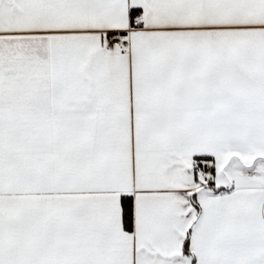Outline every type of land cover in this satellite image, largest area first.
Wrapping results in <instances>:
<instances>
[{
	"label": "snow or ice",
	"instance_id": "snow-or-ice-1",
	"mask_svg": "<svg viewBox=\"0 0 264 264\" xmlns=\"http://www.w3.org/2000/svg\"><path fill=\"white\" fill-rule=\"evenodd\" d=\"M0 264H264V0H0Z\"/></svg>",
	"mask_w": 264,
	"mask_h": 264
}]
</instances>
